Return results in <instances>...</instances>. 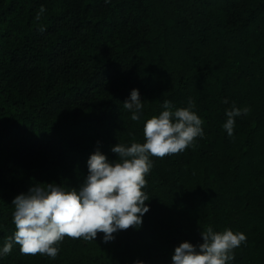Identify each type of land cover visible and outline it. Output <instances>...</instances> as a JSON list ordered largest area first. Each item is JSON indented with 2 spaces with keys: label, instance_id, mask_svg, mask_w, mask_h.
Segmentation results:
<instances>
[{
  "label": "trees",
  "instance_id": "trees-1",
  "mask_svg": "<svg viewBox=\"0 0 264 264\" xmlns=\"http://www.w3.org/2000/svg\"><path fill=\"white\" fill-rule=\"evenodd\" d=\"M132 89L138 121L123 106ZM165 100H192L204 136L150 157L140 228L107 243L65 236L55 259L13 243L0 264H172L209 226L246 235L230 264H264V0H0V247L17 195L78 189L90 155L143 143ZM233 105L249 112L229 137Z\"/></svg>",
  "mask_w": 264,
  "mask_h": 264
},
{
  "label": "clouds",
  "instance_id": "clouds-1",
  "mask_svg": "<svg viewBox=\"0 0 264 264\" xmlns=\"http://www.w3.org/2000/svg\"><path fill=\"white\" fill-rule=\"evenodd\" d=\"M123 106L133 121L140 119L144 104L138 89L131 90ZM193 107L189 100L188 107L173 110L171 102L165 100L163 111L146 120L143 143L112 146L111 151L119 158L114 161L100 150L90 155L88 175L78 189L66 191L55 183H38L27 193L17 195L12 201L15 232L0 247V257L8 255L16 243L24 255L40 254L55 259L60 251L55 245L65 236L92 241L101 232L107 243L118 231L140 228L150 210L146 204L148 196L142 191L147 183L145 177L153 167L150 157L183 152L193 145L195 138L204 136V122ZM248 112L249 108L235 105L226 110L223 129L229 137L234 134L235 118ZM201 236L203 242L198 245L182 242L175 247L172 264H230L235 258L233 250L247 241L243 232H216L211 226ZM134 264L144 262L137 260Z\"/></svg>",
  "mask_w": 264,
  "mask_h": 264
}]
</instances>
